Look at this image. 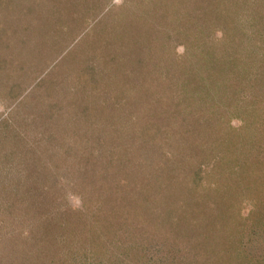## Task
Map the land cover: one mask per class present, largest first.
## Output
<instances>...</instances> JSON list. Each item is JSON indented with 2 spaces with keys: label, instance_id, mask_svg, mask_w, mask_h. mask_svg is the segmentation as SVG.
Masks as SVG:
<instances>
[{
  "label": "rangeland",
  "instance_id": "374dc122",
  "mask_svg": "<svg viewBox=\"0 0 264 264\" xmlns=\"http://www.w3.org/2000/svg\"><path fill=\"white\" fill-rule=\"evenodd\" d=\"M44 2L48 4V6L44 7ZM156 2L159 4L158 7L153 6V0H92V9L93 11L96 10L98 15H102L105 19L112 17L116 18V16L121 19L122 17L123 23L118 27H126L128 26L127 24H129L135 28V32L132 33L133 36L131 35L134 39H128L135 42V46L137 47L140 43H142V45L144 44L145 48L151 45L154 46L155 49H158L157 55L161 58V63L160 65L158 63L157 66H154V56L146 61L151 72L149 70L145 73H147V77L148 75L158 74L156 78L158 77L159 80H162H160L156 86H158L157 88H160L161 91H165L168 97L165 96L167 100H161L159 103L155 102L152 114V109L149 110L150 114L148 117L150 119L148 118L147 122L150 120L154 123L153 133L157 128L159 132H156L155 135H146L148 136L146 140L142 139L139 141L138 144L145 145L147 154L142 156L138 152L135 154L133 153L132 156L135 163L139 166H141L140 164L144 165V169H146L148 173L154 172L155 176L157 171L164 172L165 176H172L173 172L170 171V166H172V168L175 167V171L177 170L175 175L178 176L180 171V175L184 180L186 178L189 184L192 183V185L198 188L193 191L195 195L186 196L182 199V195L184 193L187 194L185 192L187 190L180 189L179 191V181L174 183L171 182L169 184L170 186H163L160 195L162 198L163 194V199L158 200V204L163 203V206H167L172 202L173 198L182 199L180 208L178 206V209H175V213L179 215V218L182 216L181 219L184 226L182 225L181 227V219L176 217V224L177 222L180 223L179 229H176L177 232H174V228L170 229L168 226H163L158 230L156 225H152V217L158 218V212H156L157 210L155 208L156 202H148L137 198L133 189L138 193L140 190L135 187L132 189L130 186L124 188L120 187L121 183L129 185L124 181L126 180L129 182V177L126 178V176L127 173L133 170V168L129 167L135 165L130 160L127 164L124 162L122 169L105 167V170L107 169V174L113 177V180L117 179L115 183L119 187L113 184L112 187L115 190L105 188L101 189V193L106 192L113 196L112 201L116 203L114 211L117 209L116 211L118 212L113 217V220L117 223V225H114L122 231V233H117L116 236L121 240L127 239L126 242L124 241L122 243L125 245H123L121 249L122 256L125 257V260L120 261V263L117 262V264H127L131 259H136L141 254H147L151 256L152 259L156 260L161 256V252L164 253L166 251L171 256H174L175 261L178 263L179 255H181V258H186L187 262L185 263L184 260L182 264H188L189 261L193 262L197 256L200 260H203V262H205L204 259L207 258L206 264H212L208 260L209 256L210 260H212L211 255L205 256L209 252H204L200 250L199 247H201V243H204L206 247H210L212 255L217 254L219 257L224 252L221 250L223 244L221 241L223 236L222 231L219 232V227L214 225L218 222V218L215 217V214L211 213L212 211L206 214L203 213L205 210H203L200 203L199 206L193 207L194 213H199L196 225L192 227L193 229L189 226H185L183 221V219H185V215L183 216V211L185 210L183 205L185 204L186 198L189 197V199H194L192 205H195L201 202V197H204L205 190L202 186L204 184L200 182L199 178L195 180L194 177L197 175V171L205 168V166H201L200 162L209 163V158H203V155H198L197 157L192 156L193 158L191 159L188 158L183 160L182 157H184V155L182 154H184V152L182 153L183 148H179V138L185 137L191 140L206 142L207 144L208 141H212L208 153L226 155L220 160L217 166L214 167L213 163L209 165L207 173H203V170H201L202 176L207 179H212L214 184L215 182L219 183V186L215 189L216 192L219 188L221 189L220 192L224 191L225 199H221L218 206L223 204L227 205L225 208L228 210L226 209V211H223L225 219L231 217L233 220L235 219L237 226L244 227L246 225L248 228L254 222V228L264 230V175H261L262 173L259 167L257 169L256 166L252 167L250 164L244 165L245 160L252 159V156L246 157L234 152V148L237 145L242 142L245 143L246 140L250 139L248 136L250 135L249 130L253 131V137L258 135V132L264 135V38H258V34L255 39L258 38L261 40L252 42L245 41L247 45H240L247 50L242 54L243 59L240 60L241 69L239 67V70L241 73L238 72L237 74L240 78L244 79V84L240 85V87L229 86L230 79L226 78H231L234 73L231 70H227V68L231 69V65L233 64L225 65L226 71L220 70L216 72V74L214 72L209 73L207 70L206 72L200 71V66H198L199 58L201 61H205V59L201 57L203 55L208 56L210 50L215 49L221 52L220 50H222L225 44L231 51L235 48L227 43L229 42L228 39L222 37L223 34L221 31L223 26H228L231 20H233L229 19V17H231L229 11L225 12L221 5L214 8V15L207 16L205 15V10L210 8L206 7L204 9V6H201L200 2H198L197 5L191 3V0H184V2H182V0H156ZM72 4L73 3H70L68 0H56V2L55 0H30L24 3V12L30 7H35L33 11H36L38 15L37 20L34 19L35 16L31 17L33 23L32 31L37 26L40 30L43 29L39 34L32 32L37 39L36 41L41 44H45V42L52 44L51 49L48 48L42 56H40V53L39 55L37 54L32 64L28 60L29 56H24L23 52L22 57H20V48L16 42L9 47L4 46V53H6V55L13 52L17 58L15 59L14 55H11L8 61H13L14 65H18V61L28 62L27 64L30 66V72L26 75L27 81L24 79L26 89H23L17 87L20 86V81L23 82L21 78L17 79V74H9L7 71L9 69L7 67H0V132L3 126L8 125H4V123H14L18 133L15 135H28L29 138H35L36 141L46 136V141L49 142L52 148H49L47 155L41 162L38 157L35 158L39 160L37 163L33 161V156L29 159L25 156L22 157L33 161L31 164L33 166H28L27 169L35 170L39 168L42 170L41 172L35 175L25 174L27 172L21 173L17 169L11 172L10 181L16 183L15 179L20 178V183H22V185L18 186L19 188L18 190L16 189V192L19 194L17 193L15 196L12 195L14 198L10 201L6 209H2L0 205V264H25L23 261H31L34 264H50L49 260L53 258L56 259L54 260L55 264H57L56 261L61 264L60 260L62 259L60 258H63V260L68 258L67 255L66 257L64 256L63 250L57 251L53 244L54 242L52 243L51 238L55 235H47L48 229H45V232L43 230L44 222L49 214L54 216L55 223H57V221H60V223L64 221L63 223L65 226L68 228L73 227V230L78 227L83 228L84 233L79 232V234L86 235L88 233L90 243H93L92 240L97 242L96 239H93L94 222L88 220L87 216L80 212L83 196L85 193L88 194L89 191L87 188L83 189L80 188V186L78 187L79 184H77L80 183L79 170L82 168L88 169L91 165H88V168L85 167L86 163H88L87 159L82 160L79 164L78 156L87 154L86 156L89 157L90 154L91 160L89 163L93 161L99 165L98 168L101 169L107 166V164H105L106 158L101 157L99 153L103 151L107 153L109 147H107L106 144L103 147L101 143H98L97 139L100 136L107 138V135H104V133L103 135H98L102 133V129L103 127L105 128L106 122H95V126L90 130L86 128L85 124L88 122L80 113L83 112L81 111L83 102L81 103L77 100L76 90L78 86L85 83L81 81L86 68V62L89 61L85 59L91 55H95V57L103 55L104 49L103 46L101 47L102 49L98 46L95 48L93 37L91 38L85 34L90 25L86 20L85 23L82 24L84 17L81 18L80 16L81 21L79 24L78 19L72 21L71 15L69 16V14L66 13V10L72 7ZM55 7H58L56 9L57 11L61 10L62 12L56 13V11H54ZM189 9L193 10V14ZM210 10L212 11V9ZM65 13L70 18V20H68V17H66L67 22L66 20L63 22L64 25L66 24L65 29L67 31L65 30L66 32H63L61 29H58V35L54 36L53 34L57 25H63L62 21L65 19ZM42 15H45V17H41ZM260 16H262L261 24L264 26V5L261 8ZM33 20H35V22H33ZM51 23H54L53 26ZM112 24V26H115L114 20H112ZM193 26L198 30H193ZM260 31L264 34V28ZM15 34L13 38L17 40L19 33L16 32ZM148 36L149 38L151 37V40L148 39ZM29 52L31 53V51ZM177 60L178 62L179 60L192 61V66L189 68L190 71H186V77L184 76L183 78L187 80L193 89H196V94L195 97L193 96L192 102H183L180 107L178 101L173 98L174 96L170 99L171 91L176 88L179 89V76L177 77V74L172 69L169 70V64ZM123 64L125 66V63ZM13 69H15V66ZM44 69L45 72L43 73ZM197 71L200 75L201 72H203L209 87L203 85V87H200L196 85L197 80L194 76ZM182 75H184L183 72ZM60 77L62 78L61 80ZM41 78L45 80L44 85L40 83ZM56 81L59 82L58 85L56 88L50 90L52 92L49 93L54 98L46 97V101H41L42 99L40 98L47 94L45 93L42 96L43 92L49 90V88L52 87L50 86L52 82ZM62 81H64L63 85L61 84ZM13 87L16 88L13 89ZM90 94L91 92L86 90L84 92L81 91L79 95L82 100H85ZM191 104H193V106ZM215 104H219L220 108L216 109L214 107ZM54 106L57 107L54 108ZM215 106L218 107V105ZM205 107H209L210 109L214 107L216 110L220 111V120H218L215 125H210V123H208V121H212L213 112H203V110H206L204 109ZM182 112L188 113L187 116L189 120L194 119V115L204 118L206 123L199 124L203 125L200 126L199 129L203 130L207 128L208 130L209 126H211V129L213 126L214 128L211 132L206 130L201 134L200 132L192 131L189 135H186L188 132H185V135H182V133L179 134V129L182 130L187 127V124H183L179 121V118H182L179 117L183 115ZM105 115L109 116L110 114L108 112V114ZM255 115L260 121L258 123L259 126L252 130L256 124H254ZM107 122H110V120H107ZM12 124H9L6 128H11ZM131 124L133 127L137 128L143 126L141 122L136 121H130L128 126L131 127ZM207 124H209V126H207ZM247 127L249 128L247 129ZM111 133L114 132L111 131L109 135H111ZM8 134L11 135V133ZM49 137L51 138L50 141L47 140ZM66 139L69 142L70 140L71 142L74 141L73 145L75 147L73 153L77 152V154L71 156L74 160H72L70 164H66L65 159L68 161L67 155L64 156V158L62 154H60L62 149L57 147L60 143L65 145V142H67ZM250 143L251 141H249V144ZM30 144L38 148L42 142L33 143L30 141ZM207 146L204 147V149H207ZM62 147L64 146L62 145ZM26 148L27 142H21L17 154H25ZM0 149V152L5 150L3 142L0 143ZM46 150L48 149L45 148L44 151ZM65 150L64 147L63 151ZM13 154L17 155L16 152ZM66 154L70 155L71 153H69L68 150ZM168 163H171L168 167L169 169L166 166ZM71 165L75 166L71 167ZM160 167H162L163 170H161ZM257 178L258 182L253 184L252 181H257ZM33 179L36 180L34 181ZM220 179H222L221 182H223V184L227 182V192L220 183ZM159 183L161 184L160 181ZM10 185H12L11 191L14 190L13 184L10 183ZM32 186L34 188L40 186L42 189L45 187L44 190H46V192L38 204H36L35 201L33 202L34 198L32 199L30 197L29 192ZM151 187H153V185ZM49 191L50 193H48ZM129 192L131 198H128ZM208 193L214 195L213 190H209ZM5 195L8 196L7 192L0 190V200L6 198ZM61 195H64V197ZM139 197L143 198L141 194ZM210 197L212 200L213 196ZM210 197L208 198L209 203ZM127 199L131 200V204L127 202ZM139 201H142L140 202L143 203L142 206L139 205ZM214 201L216 203L215 198H213L211 206L215 213L218 206H213ZM231 202H233V204L230 207ZM258 205L261 208V213H254V217L252 216L254 221L248 219L250 222H247L248 225L245 224L247 218L251 217L252 208ZM130 208L132 212L128 214H131L130 217L132 221L131 223L127 222L125 225L124 223L126 221H124L123 218L122 222L121 218L118 220L117 218L123 214L122 212ZM120 210L122 212H120ZM189 210L193 211L192 209ZM235 211L237 213H235ZM209 215L211 217H205ZM190 216L192 215H189V217ZM189 217L187 216V218ZM76 220L78 222L75 224ZM49 223H51L50 220ZM78 223L80 226H77ZM36 224L42 225V227H35L36 236H34L33 239L31 237L28 240H24L23 237L25 236H20V232L29 230L28 225ZM124 228H126L128 232L127 237L125 233H123ZM14 232V236L8 237ZM240 232L241 231L237 233L238 236L226 235L233 236L236 241L237 237L240 238L242 235V232ZM107 234L108 233H101V237H106ZM16 235L19 236V238H17ZM60 235L61 233L58 234V236ZM67 236L68 235H66V237ZM260 239L255 242H259ZM29 242L31 244H27ZM75 245V247H79L77 244ZM162 245L166 246V251L162 250ZM36 246L41 254L40 258H42V263L38 262L37 257L33 255V252H38L34 248ZM235 246L236 244H233V247ZM225 249L227 250L228 248ZM249 249L251 251L252 247L250 246ZM28 250L29 255L31 253V259H29L28 256H23ZM50 250H52L51 253ZM20 251H22L23 255H21ZM231 254L233 255V253ZM105 255L106 254L102 251H100V253L92 252L91 256L95 261L93 260L89 264H98V257L100 256H102L103 261L99 264H116L110 262ZM44 256L47 257L43 258ZM71 260V263L68 261H64L63 263L73 264L74 260L72 258ZM235 260L237 261V259ZM146 264L153 263L148 262Z\"/></svg>",
  "mask_w": 264,
  "mask_h": 264
},
{
  "label": "trees",
  "instance_id": "16d2710c",
  "mask_svg": "<svg viewBox=\"0 0 264 264\" xmlns=\"http://www.w3.org/2000/svg\"><path fill=\"white\" fill-rule=\"evenodd\" d=\"M27 1L30 0H0V19H1L0 20L1 22L0 23V67L1 68L7 67L9 69L7 70L9 74H17L16 76L17 79L21 78L23 80V82L20 81L19 83L20 86L17 87L23 89H26L25 88L26 84L24 83L25 82L24 79L27 81L26 75H28V73L30 72L29 71L30 66L29 64H27L28 62L25 61L23 62L18 61L19 63L18 65H14L13 61H8V59L11 58L10 56L14 55V53L11 52L10 54L6 55V53H4V49H5L4 46L9 47L10 45H13V43L16 42L20 48V52H19L20 57H22V52H23L24 56H29L28 60L32 64L34 62V58L36 59L37 54L39 55L40 53V56H42L48 50V48L51 49V45H52L49 44L48 42H45V44H41L38 41H36L37 39L34 33L39 34L43 31V29L40 30L39 27L37 26L32 31L33 23L31 17L35 16L34 19L37 20L38 15L36 14V11H33L35 7H30L26 10V12H24L25 9L23 8V5L24 3H27ZM68 1L74 4V5L72 4V7L68 8V10H66V13H68L69 16L71 15V20L73 21L78 19L80 24L81 21L80 16L81 18L84 17L82 20V24L85 23L86 20L90 25L89 29H87L85 34H87L91 38L93 37L95 48L96 46H98L100 47V49H102L101 47L103 46L104 49L103 55H100L99 57H95V55H91L87 57V59H85L86 61L89 60L86 62V68L83 73V78H81V81L85 83H82L81 86H78L76 90V97L78 101H80L81 103L83 102L81 108V111L83 112L80 113L83 115L84 118H86L88 122L87 124H85L88 130H90L92 127L95 126V122H102V121L104 123L106 122L105 128L103 127L102 129V133H99L98 135H103L104 133V135H107V138L105 137L103 138L102 136H100L97 139H98V143L99 144L101 143L103 147L106 144V146L109 147L108 148L109 150L107 153L105 151L99 153L101 157L106 158L105 164H107V166H104L102 169L98 168L99 165H97L93 161L89 163V161L91 160L90 154L89 157L86 156L87 154H82L79 156L77 155L79 158V164L82 162V160L87 159L89 164L86 163L85 167L88 168L89 167L88 165H91V167H89L88 169L82 168L79 170L80 183L77 184H79L78 187L80 186V188L83 189L87 188L89 191L88 194L85 193L83 196V202L81 203L82 208L80 209V212L82 214L84 213L87 216L88 220L94 222L93 239H96L97 242L92 240L93 243H90L88 233L86 235L79 234V232L84 233V229L81 227H78L77 229L73 230V227L70 228L66 227L65 224L63 223L64 221H62L61 223L60 221H57V223H55L54 216H51L50 214L48 215V217H46L43 230L45 232V229H48L47 235L49 234L55 235L51 239H52V243L54 242L53 244L55 245L56 250L57 251L63 250L62 252L64 253V256L66 257L67 255L68 257L67 259L63 260V258H60L62 259L60 260L61 264H65L63 263L64 261H68L69 263H71L72 262L71 258L74 260L73 264H89L94 260L93 257L91 256V253L92 252L100 253V251L106 254L105 257H107V259L110 262L117 264V262L120 263V261L125 260L124 259L125 257L122 256L121 249L122 246L125 245L122 243L124 241L126 242L127 239L125 238V240H121L116 236L117 233H122V231L121 229H118L115 226L117 225V223L113 220L114 215L118 213L116 211L117 209H115L114 211V207L116 203L112 201L113 196H111L110 193H106V192L101 193L102 192L101 189H105V188H109L110 190H115L113 189L112 185L116 184L115 182H117V179L113 180L112 179L113 177H110L107 174V169L105 170V167L122 169V165L124 164V162L127 164L129 160L135 164L129 167V168H133V170L130 171V173H127L126 176V178L129 177L128 178L129 182L126 180L124 181L129 185H124L121 183L120 187L124 188L130 186L131 189L135 187L138 190H140L138 193L133 189L137 198L143 199L144 201H148V202H156L155 208L157 210L156 212H158V218L154 216L152 217L153 220L152 225L154 226L156 225L158 230H160L163 226H168L170 229L174 228V232H177L176 229H179L180 223L177 222L176 224V217L179 218V215H176L175 209H178V206L180 208L181 200L184 199V197L195 195L193 191H195V189H197L198 187L192 185V183L189 184L188 181H186V178L184 180L183 177L180 175V171L178 173V176L175 175V172H177V170L175 171V167L172 168V166H170L171 167L170 171L173 172L172 176L170 175L165 176L164 172H160V171L156 172L157 173L156 176L154 172L148 173L147 170L144 169V165L140 164L141 166H139L137 163H135V160L133 159L132 156L133 153L135 154L137 152L140 153L142 156H145L147 154L145 145L138 144L139 141L142 139L146 140V138H148V136L146 135H155L156 132L157 133L159 132L157 128L153 133L154 123H152L150 120L147 122L149 118L148 116L150 114L149 110L152 109L151 111L152 114L155 102L159 103L161 100H167L165 97L167 96L165 94V91H161V89L157 88L158 86H156V84L160 80H162V79L159 80L158 77L156 78V75L158 76V74H152L151 76L148 75L147 77L146 76L147 73H145L150 70L148 68V65L146 64V61L150 60L153 56H154V66H157L158 63L160 65L161 58L157 55L158 49H155L154 46L152 45L145 48V45L144 44L142 45V43H140L138 47L135 46V42H132L131 40L128 39V38L134 39L132 37L133 36L132 33L135 32V28L130 26L129 24H127L128 26L126 27L123 26L118 27L120 24L123 23L122 17L121 19L118 16H116V18L112 17L109 19H105V17H103L102 15L99 16L98 12H96V10L93 11L92 9V0H68ZM182 2H184V0H182ZM198 2H200L201 6H204V9L206 7L212 9V11L210 9L205 10V15L207 16L214 15V11H213L214 8L221 5H222L221 6L222 9L225 10V12L229 11L231 15L229 19H233V20H231L228 26H223V29H221V31L223 34L222 37L228 39L229 42L227 43L235 47L231 51V49L228 48V46H226L225 44L222 50H220L221 52L215 49L210 50L208 56L203 55L201 57L205 59V61H201V59L199 58V63H198V66H200L199 69L200 71L203 72H206L207 70L209 73L214 72L216 74V72L220 70L226 71L225 65L233 64L231 65V69L227 68V70L233 71L234 74L232 73L233 75L231 78L230 77L228 78L225 77V78L230 79L229 80L230 84H228L229 86L240 87V85L244 84V79L240 78L237 74L238 72L241 73L239 67L241 69L240 60L243 59L242 54H244V52L247 51L246 48H243V46L240 45L243 44L247 45V42H252L255 40L258 41L264 38V34L260 31L262 28H264V26H262L261 24L262 16H260L261 8L264 5V0H191V3L196 5L198 4ZM45 6H48V4L44 2V7ZM153 6L156 7L159 6L156 0H153ZM57 8L58 7H55L54 9L56 13L62 12L61 10L57 11L56 10ZM16 9L19 11H17ZM189 10L193 14V10L192 9ZM66 13H65V19L62 21V23L65 20L67 22L66 17L68 16L66 15ZM41 17H45V15H42ZM111 19L114 20L115 26H112L113 24ZM68 20H70L69 17ZM33 22H35V20H33ZM53 24L54 23H51L52 26ZM65 25L64 23L62 26L57 25V28L55 29L53 35L54 36L58 35L57 32L58 29H61L63 32H66L67 30L65 29ZM192 28L193 30H198L195 26H193ZM16 32L19 33V37L17 40L13 38L16 35L15 34ZM258 34H259L258 38L261 37V39L258 38L255 39L258 36ZM148 39L151 40V37L149 38L148 36ZM29 51H31V53ZM15 59L17 58L15 57ZM123 63H125V66ZM191 63L192 61L189 62V60L187 61L179 60V62L177 60V61H172L169 64V70L172 69L177 74V77L179 76V89L177 88L173 89L171 91V95L169 94L170 99L171 97L174 96L173 98L178 101L179 107L181 106V104H183V102L186 101L192 102L193 96L195 97L196 94L195 93L196 89H193L192 86L187 82V80L183 78L184 76L186 77L185 75L186 71H188L189 68L192 66ZM13 65L15 66V69H13L14 67ZM44 72L45 69L43 73ZM182 72L184 73V75H182ZM203 72H201V75L198 73V71L195 73L194 77L197 80L196 85L200 87L203 86L209 87V85L206 82L207 81L206 76L203 74ZM61 79L62 78L60 77V80ZM40 81H41L40 82L41 85L45 84L44 82L45 80L43 78H41ZM58 83L59 82L57 81L52 82V84L50 85L52 87H50L49 90H47L46 92H43L42 96L45 93L47 94L46 96L40 98L42 99L41 101H46L45 99L46 97L54 98L49 93L52 92L50 90L56 88ZM61 84L63 85L64 81H62ZM15 88L13 87V89ZM86 90H89L91 94L87 96L85 100H82L79 94L81 91L84 92ZM191 105L193 106V104ZM215 105H218V107H216ZM215 105L214 107L216 109L220 108L219 104H215ZM56 107L57 106H54V108ZM214 107L212 109H210L209 107L208 108L205 107L204 109L206 110H203V112H208V111L213 112L212 121L211 120L208 121L210 125L211 124L215 125L216 122L220 120L221 113L220 111L216 110ZM108 112L110 115L109 116L105 115L108 114ZM203 112L202 114L204 115ZM187 114L188 113H183L182 116H179L182 117L179 118V121H181L183 124H187L186 128H183L182 130L179 129V134L182 133V135H185V132H188L186 133V135H189L191 131L200 132L201 134L202 132L207 130V128L203 130L199 129L200 126H203L199 124L206 123L204 118H202L201 116L196 117L194 115L195 116V117L193 116L194 119L189 120ZM254 118H255L254 124L255 123L256 124L254 125L252 130H254L255 127L259 126L258 123L260 121V119L257 118L256 115ZM107 120H110V122H107ZM130 121L141 122L143 126L137 128V127H133L131 124L130 127L128 126V123ZM5 124L9 125L12 123L6 122L4 123V125ZM7 126L6 125L3 126V129L0 132V134H3L0 135V143L3 142L5 145V150H2L0 152L1 153L0 154V190L5 191L8 194V196L5 195L6 198L0 200V205L2 209H6L8 207L10 201L14 198L12 197V195L14 196L17 195L18 192H16V189L18 190L19 188L18 186L22 185V183H20L21 182L20 178L15 179L16 183L15 182L12 183L10 181L11 172L14 171V169H17L21 173L27 172L25 174L28 175H35L38 172H41L42 170H40L39 168L35 170H30L27 168L28 166L30 167L33 166L31 165L33 161L34 162L36 161V163L37 161H39L35 159L36 157H38L41 162V160H43L44 157L47 155L49 148H52V146L50 147L49 142L46 141V136L43 138H39L36 141L35 138H29L28 135H15L18 133L16 131V126L14 123L9 129L6 128ZM207 126H209V124H207ZM248 128L249 127H247V129ZM212 129L211 126H209L207 131L211 132ZM111 131H113L114 133H111V135H109ZM249 131H250V135L248 136L250 139L246 140L245 143L242 142L239 145H237L234 148V152L246 157L252 156V159L245 160L244 165L250 164V166L252 167L256 166L257 169L259 167L262 173L261 175H264V135H261V132L260 133L258 132V135H255V137H253L254 136L252 135L253 131L251 130ZM8 133H11V135ZM47 140L50 141L51 138L49 137L47 138ZM23 141L27 142V148L25 149V154H17L18 147ZM30 141L33 143L42 142V144L38 148H36L34 145L30 144ZM66 141L67 142H65V145L60 143L59 146L57 147L62 149L60 154H62L63 157L67 155L68 161H66L65 159L66 164H70V162L74 160V158L72 159L71 156L73 154L74 155L77 154V152L73 153V149L75 147L73 145L74 141L71 142L70 140L69 142L67 139ZM249 141H251L250 144ZM210 143H212V141H208L207 144L206 142L191 140L185 137L179 138V148L181 149L183 148L182 153L184 152V154H182L184 155L182 159L183 160L188 158L191 159L193 157H197L198 155H203V158H209V163L203 161L200 162L201 166L203 167L205 166V168L204 169L202 168L201 170H203V173H207L209 169L208 168L209 165H212L213 163L214 167L217 166L220 160H222L226 156L225 154L217 155L216 153L213 154L208 153V151L210 150ZM62 145L65 147L66 149L65 151H63L64 147H62ZM206 146L207 149H204V147ZM45 148L48 150L44 151ZM68 150L69 153H71L70 155L66 154L68 153ZM14 152H16L17 155L13 154ZM23 156L27 157L28 159L33 156L32 157L33 161L24 159L22 158ZM169 165H171V163L166 164L167 168L169 167ZM72 166L75 165H71V167ZM160 168L161 170H163L162 167ZM201 170L197 171V175H195L194 179L196 180L197 178H199L200 182L204 184L202 185L205 190L204 197H201L202 199L201 202H198L195 205H192L194 199H189V197L186 198L185 204L183 205V208H185V210L183 211L184 213L183 216L185 215V219H183V221L185 223V226L187 227L189 226L191 229H193L192 227L196 225L197 217L199 214V213L197 214L194 213L193 207L199 206L200 203L203 207V210H205V212L203 213L206 214L212 211L211 213L215 214V217L218 218L217 220L218 222H216L214 225L219 227L218 228L219 232L222 231L223 236L221 238V241L223 244L221 250H223L224 252L220 257L217 254L212 255L211 254L212 251L210 250V247L209 248L206 247L204 243H201V247H199V249L203 250L204 252H209L205 256H208L209 254L211 255L212 260H210V256L208 260L212 264H264V230H259L254 228V222L250 225L249 228L246 227L245 225L247 224V222H250L251 220L254 221V218L252 219L254 213L257 214L261 213V208L259 207V205L256 206L255 208L254 207L252 208L251 217L247 218L244 227L237 226V224L235 223V219L233 220V218L231 217H230L231 219L230 218L225 219L223 215V211H226L227 208L225 207H227V205L223 204L218 206L219 201L221 199H225V193L224 191L220 192L221 190L220 188L216 192L215 189L219 186L218 185L219 183L215 182L214 184L212 179L204 178L201 174L202 173ZM258 178L257 181H252L253 184L254 183L256 184L258 182ZM33 180L35 181L36 179ZM159 181L161 182V184L159 183ZM177 181H179V191L180 189L187 190L185 191L187 194L184 193L182 195V199L173 198L172 202L167 206H163V203L158 204L157 203L159 202L158 200L163 199V194H162V198L160 196L163 190V186L164 187L170 186L169 184L171 182L174 183ZM221 181L222 179H220V183L224 186L226 191L227 182L223 184V182ZM10 183L13 184L14 190L12 191H11L12 185H10ZM152 185L153 187H151ZM40 186H37L35 188L32 186L29 192L30 197L32 199L34 198L33 202L35 201L36 204H38L41 201L42 197L44 196V193L46 192V190H44L45 187H43L44 189H42V187ZM116 186L119 187L117 184ZM209 190L210 191L213 190L214 195H210L208 193ZM48 193H50V191ZM129 194L130 192L128 193V198H131ZM140 194L143 196V198L139 197ZM61 196L64 197V195ZM210 196H213L212 200L213 198L216 199V203L214 201L213 204V206H218L215 210V213L213 212L212 209L213 207L211 206L212 200ZM209 197H210V203L208 199ZM142 201H139V205L141 206L143 205V203H140ZM127 202L131 204L130 199H127ZM232 204L233 202H231L230 207ZM258 207L260 208V210ZM189 209H192L193 211ZM126 210L127 211L125 212L127 214L132 212L131 208ZM120 212L122 211L120 210ZM125 212H122L123 216L122 215L119 216L117 220L121 218V222H122V218H123L124 221H126L124 223L126 225L127 222L131 223L132 218L130 217L131 214L127 215ZM235 213L237 212L235 211ZM189 215L192 216L189 217ZM187 216L189 218H187ZM205 217H211V216L209 215ZM181 218L182 216L179 219ZM248 219H250V221H248ZM49 220L51 223H49ZM180 221H181V227L182 225L184 226L182 219ZM77 222L78 221L76 220L75 224ZM28 226H29L28 227L29 230L20 232V236H25L23 237L24 240H28L31 237L33 239V237L36 236L35 227L37 226L42 227V225H38V224L28 225ZM77 226H80L79 223ZM239 231L242 232V235L240 236V238L237 237L236 241L233 236L226 235L229 234V235L238 236L237 233ZM59 233H61L60 236H58ZM101 233H108L109 236L107 234L106 237L104 236L101 237ZM123 233H125L126 237L128 236V232L126 228H124ZM14 234L15 232L10 234L8 237L14 236ZM66 235H68L67 236L68 238L66 237ZM16 237L19 238V236L17 235ZM258 239H260L259 242H255ZM27 244H31V243L29 242ZM75 244H77L79 247H75L76 246ZM233 244H236V246L233 247ZM250 246L252 247L251 251L249 249ZM34 248L37 250L38 247L36 246ZM161 248L162 250L166 251L165 250L166 246L162 245ZM225 248L228 249L226 250ZM51 251L52 250H50V253ZM20 252L21 255H23L22 251ZM231 253H233V255ZM30 255L28 250V252L23 256L25 257L28 256V258L31 259L32 257H30ZM33 255L37 257L38 262L42 263L41 261L42 258H40L41 254L39 253V251L35 253L33 252ZM45 257L47 256H44L43 258ZM98 258H99L98 264L100 262L102 263L103 261L102 256ZM235 259H237V261ZM54 260L56 259L55 258L50 259L49 260L50 264L52 263L55 264ZM184 260L185 263H187L186 258L182 259L181 255H179V260H178L179 263H178L175 261V257L171 256L166 251L164 253L161 252V256L158 257L156 260L152 259V257L147 254L144 255L141 254L138 258L131 259V261L128 262L127 264H146L148 262H151L153 264H182ZM204 260L205 262H203V260H200L197 256V258H195L193 262H190L188 258L189 261L188 264H206L207 258H205ZM23 262L25 264H34L31 261L30 262L23 261ZM56 263L59 264V262L57 261Z\"/></svg>",
  "mask_w": 264,
  "mask_h": 264
}]
</instances>
